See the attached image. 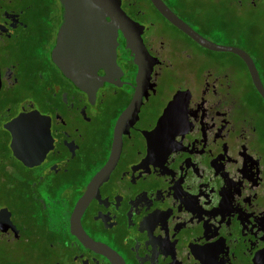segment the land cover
Segmentation results:
<instances>
[{
	"label": "flooded vegetation",
	"instance_id": "obj_1",
	"mask_svg": "<svg viewBox=\"0 0 264 264\" xmlns=\"http://www.w3.org/2000/svg\"><path fill=\"white\" fill-rule=\"evenodd\" d=\"M91 2L0 0V264H264V0H120L88 84L53 49Z\"/></svg>",
	"mask_w": 264,
	"mask_h": 264
},
{
	"label": "water",
	"instance_id": "obj_2",
	"mask_svg": "<svg viewBox=\"0 0 264 264\" xmlns=\"http://www.w3.org/2000/svg\"><path fill=\"white\" fill-rule=\"evenodd\" d=\"M70 1L72 7H74L73 2L75 0ZM77 1L81 2L82 0ZM95 1H101V13H95V11L90 10L85 12L81 3L78 4L82 7L78 9L82 10L81 12H75L72 9L71 12L68 9L65 11L64 21L59 27L58 40L53 49L55 62L72 78L81 83H84L85 80L88 84L100 78L94 68L95 65L101 62H111V56L113 59V47L116 40L115 36L113 37L111 34L112 31L119 28L127 33L132 28V25L135 24L121 9L120 0H113L112 3L111 0H92L94 2H91L92 6H96ZM151 1L172 23L179 27L186 26L166 7L162 0ZM87 7H90V4H87ZM106 18L110 20L108 21ZM91 31L92 33H89ZM110 48H112L111 51H109ZM93 49H101L102 54L98 50V56L95 59H91L90 51ZM84 53L88 58L81 61L79 55ZM74 66L79 67L77 71L84 70L88 72L87 76L85 78L79 76V72L73 69ZM254 72L256 74L255 69Z\"/></svg>",
	"mask_w": 264,
	"mask_h": 264
},
{
	"label": "rangeland",
	"instance_id": "obj_3",
	"mask_svg": "<svg viewBox=\"0 0 264 264\" xmlns=\"http://www.w3.org/2000/svg\"><path fill=\"white\" fill-rule=\"evenodd\" d=\"M205 15H213L216 11L210 5H206L203 10H201ZM230 23L229 28L233 32L248 33L252 28L258 27L264 29V5L258 3L257 6L252 9V11L242 12L239 18H234L235 13L233 11L229 12Z\"/></svg>",
	"mask_w": 264,
	"mask_h": 264
}]
</instances>
